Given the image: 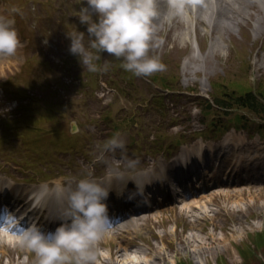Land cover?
Listing matches in <instances>:
<instances>
[{
    "label": "rangeland",
    "instance_id": "rangeland-1",
    "mask_svg": "<svg viewBox=\"0 0 264 264\" xmlns=\"http://www.w3.org/2000/svg\"><path fill=\"white\" fill-rule=\"evenodd\" d=\"M76 2L78 0H69V3L66 0H0V13L10 14L20 20L25 36L31 40L29 56L33 55L30 57L31 62L24 64L25 58L29 57L19 49L16 59L10 65L12 71L0 76V103L7 93L1 83L5 84L4 81L18 71L23 70L22 76L30 71L26 76L28 81L37 87L36 91L20 80H13L21 90L28 89L33 95V105L31 102L28 105L35 110L30 112L46 110L47 104L52 100L56 102L52 115L58 122L70 127L72 119H77L74 115L83 120L81 132L77 137L45 146L39 153H31L30 149L20 143V138H17L29 128L24 130L22 126L20 130L19 124L7 126L4 123L6 119L16 120L20 117L19 110L14 108L15 102L0 104V109H9L0 115V134L4 137L1 142H5L2 144L4 158L15 154L19 159L33 162V167L38 171L42 169L37 173L39 177H55L67 168L69 157L62 151L72 145L76 147L72 159L77 162L73 169L77 173L70 172L71 175L82 172V169L79 170L78 161L92 157L97 159L96 165L92 166L93 171L103 174L110 160L117 156L128 159V162L131 159H143L146 156L143 150L148 145L147 140L153 141L151 134L154 130L156 146L160 143L171 145L173 142L176 144L175 142L188 140L189 135H193L195 131L202 132L209 123L219 130L227 124L228 130L231 129L228 135L234 134L235 138L240 136L246 139L248 146L253 145V136L261 133L260 126L264 127V114L256 115L238 104L228 110L214 108L208 113L196 105V102L201 104V101L194 102V98L199 95L210 99L212 94L230 95L239 93L242 89L246 92L250 89L264 92V19L260 22L255 20L257 14L261 13L258 9L253 13L250 8L240 5L238 7L242 8V13L232 15L228 11L234 8H225L223 5L220 9L223 13L228 12L230 17L216 14L214 18L200 20L188 17L184 7L178 15H171L172 18L168 21L160 20V14V18L155 20L153 39L156 46L150 49V54L156 56L165 67L156 72V80L180 87L182 92L164 94L161 86H151L143 76L127 72L121 67L119 59L114 58L113 54L103 52V60L98 63L102 65L104 59L110 61L103 80L106 82L110 74L118 75L115 78L123 89V94L112 91L110 95L105 96L106 93L100 92V101L95 97V90L98 88L96 80L103 74L83 70L77 57L68 51L70 41L66 32L76 28L86 32V25L80 23L78 16L71 19L75 15L73 7ZM163 2L164 0H161L160 5L158 4L159 13H162L163 8L160 6ZM13 6L19 7L23 14L9 13ZM27 39H24L26 43ZM43 39L49 40L50 47L43 46ZM34 48L36 51L32 52ZM48 58L49 61L45 60ZM39 70L43 73H39ZM75 73H80L76 77L78 84L74 82L72 85V79H68ZM34 76L39 77L38 82ZM41 76L45 78L40 82ZM49 83H60L61 87L55 89L50 87ZM11 91L14 93V90ZM225 91L230 93H223ZM153 93L159 97L164 96L162 100L159 99L162 103L156 105V102L152 101L146 107L147 102H135L141 99L150 100ZM232 96L238 100L237 95ZM10 113L15 116L11 118ZM107 115L112 121L104 119ZM134 116L139 118H135L136 122L132 125L131 119ZM95 118L98 119L97 122L93 121ZM173 118L178 120L174 121ZM128 123L129 127L125 129ZM119 126L120 130H112ZM241 127L246 130L240 129ZM137 130L142 131V134L137 133ZM114 131L125 141V147L123 150L117 149L110 156L104 145L105 140L110 138ZM147 135L151 136L146 137ZM9 141L13 144L7 150ZM35 157L40 161H36ZM8 167L10 166H6V169ZM25 170L10 168L17 177L28 176L24 173ZM233 192L236 195L243 194L242 198L227 201L223 198V193L215 194L217 197H214L216 199L210 206L212 212L207 219H201L203 228L198 229L194 226L196 223L184 218L181 214L183 211H164L157 219H149L148 228H144L139 235L138 244L142 249L136 252L142 255L152 252L155 264H264V184L251 187L243 185ZM214 213L221 214L216 226L210 221ZM174 226L175 234L171 233L175 229ZM150 229L157 234L150 233ZM211 236H214L213 241ZM199 237H204L201 245L198 242ZM161 239L165 245H162ZM143 243L146 244L145 247L142 246ZM24 249L26 251L25 247L22 248ZM11 258L15 260L13 264H19L18 256L14 253L12 257L2 258V264H10L8 261ZM26 259L25 255L20 258V262ZM28 259L32 262L30 264H34L35 253L31 251ZM96 264L102 263L96 261Z\"/></svg>",
    "mask_w": 264,
    "mask_h": 264
},
{
    "label": "clouds",
    "instance_id": "clouds-1",
    "mask_svg": "<svg viewBox=\"0 0 264 264\" xmlns=\"http://www.w3.org/2000/svg\"><path fill=\"white\" fill-rule=\"evenodd\" d=\"M82 5L78 18L86 25V32L76 28L66 32V36L70 41L68 51L77 57L83 70L107 71L109 59H104L102 65L98 63L105 51L136 76H149L164 69L165 65L150 54L156 46L153 37L155 20L160 15L158 0H86V4L83 0ZM168 6L172 15L183 9L182 0H168ZM10 12L23 14L16 6ZM14 24L12 15L0 14V55H14L21 45ZM8 110L0 109V115ZM124 147L119 133L104 145L111 152ZM114 168L109 165L110 171ZM108 195V189L90 173L62 182L57 196L65 211L55 229L46 231L34 223L21 234L20 243L35 253L34 264H96L98 242L111 228ZM135 256L136 253H130L127 264H137Z\"/></svg>",
    "mask_w": 264,
    "mask_h": 264
},
{
    "label": "bare ground",
    "instance_id": "bare-ground-1",
    "mask_svg": "<svg viewBox=\"0 0 264 264\" xmlns=\"http://www.w3.org/2000/svg\"><path fill=\"white\" fill-rule=\"evenodd\" d=\"M197 1H198L197 12L193 11V13H190V16L192 19L200 20L201 18H204V19L210 18L208 16H210V15L214 16V11H216L215 7H217V10H218L223 5H225V8L226 7H230L231 9L234 8L232 11H228V12H231L232 15L233 14L240 15L242 13V8L238 7L240 5H244L248 8H255V6H256V7H258V9L261 13H259L258 17L255 18V20L257 22H260V21H263V19H264V0H197ZM184 3L188 4L186 1H184ZM203 10H205L204 14L202 13ZM207 12H209V13H207ZM227 13H225V11L223 13L222 10H218V14H220V15L229 16ZM212 16H211V18H212ZM213 21H214V19H213ZM228 147L234 149L232 152H229V155L231 153H234L233 159H237L239 157L238 152L240 150L242 151V149H243L242 147H244V145H241L240 143L236 142V144L232 143ZM215 148L216 147L211 146V149H209L212 152L211 154H209L210 152H207V150L205 148H204V150H202V152L200 154V158L204 162H206V161L209 162L211 165L208 168L209 171H208V169H206L207 171H204L201 168L199 169V171L202 175L201 176V182L202 183H205V181H207V178L210 180H213L214 175H210V174H212L215 171H218L219 169L228 168L230 170L231 167L234 166L233 167L234 171H236L237 168L241 169L243 167L242 164L237 165L233 161H231L230 159L224 160V159H218V157H217V159H216V157H213L212 162H211L205 156L212 155L215 152L214 151ZM260 150L264 152L263 148H260ZM241 154H243V153H241ZM190 155L191 156L189 158H192V159L193 158L196 159V157H197V156H192L193 153H190ZM247 157H251V156L249 155ZM262 158H264V156L257 157L256 159H258L257 161H259ZM196 162L197 161H195V163ZM254 162H255L254 159H251L249 161L243 160V163H245L246 168H249ZM223 166H225V167L223 168ZM258 166H260L259 169L264 170V160L261 161L260 165H258ZM154 170H157V168ZM208 172H212V173H208ZM224 175L228 176V173H225ZM121 177H116L112 181L109 180L108 184H109V189L112 192L117 193L119 191H122L121 196L125 197V193H127L128 190L132 191V189H134V187H132V181L130 178H128V177H125V178L122 177L121 178ZM156 178H157V180L159 179V173L158 172H157ZM150 181L153 183L152 180H150ZM155 182H156V180H155ZM157 182H159L161 187H162L161 182L160 181H157ZM1 186L2 185H0V189H1ZM56 186H57V191L59 192L60 183H57ZM30 188L31 187L18 188V189H20L22 191L25 190L26 192H28V191H30L29 190ZM146 192L147 191H144V189L142 188V193L144 194ZM219 193H223V195H224L223 198L227 201H236L235 199L242 198V196H243V194L236 195L235 192L231 191L230 189L217 190L215 192L212 191V192L208 193L207 195L202 196L198 199H193V200H190L189 202H184L181 205V208L183 210L182 214L184 216H186L184 218H188V220L192 221L193 223H196L194 226L197 227L198 229L203 228L204 224H201V219H204V217H206V219H207L209 217V213L212 212L210 206L213 205V200L216 199L214 197H217V196H215V194H219ZM54 196H55V192L51 190V192L49 193V197L52 198ZM256 197H258V196H256ZM0 198H2V197L0 196ZM143 198L145 199V196H143ZM115 201H117V199ZM39 202L41 204H45V205H48L50 207L49 217H51V218H54L55 210L58 209L60 206H63L60 199L49 201V200L44 198V199H40ZM122 204L124 205L125 202H123ZM220 215L221 214H219V213H214V215H212V218L210 217V221H212L215 226H216V223H219ZM30 218H32V217H30ZM153 218L157 219V214H154ZM143 220H145V219H143ZM221 220H222V218H221ZM132 225H134V222H131L130 225H126L127 232L122 233V234H126L123 237L117 233L106 234V236L104 237V242L105 243L114 242L115 245L117 246V249L115 251H112V252L109 250L103 251L101 257H99L100 260H102V261L105 260L104 255H108V256L111 255V256H114V258H115V259L114 258L111 259L113 261V264H127L128 259H129V254L134 252V253H136L135 259H136L137 264H155L154 260L152 259L154 256L152 254V252L145 253L144 255H142L141 253H138V252L132 250V248H130V246L134 243L135 238L137 237V232L140 230V227H142L140 225H137V227H135V225H134L135 228H131ZM174 228H175V226L173 227V229ZM174 231H175V229L172 230L171 233H173ZM161 237H164V236H161ZM199 238H200V240H198V242L201 245L204 241V237H199ZM210 239L213 241L214 236H211ZM194 240L196 241V237L194 238ZM4 241H5V238L0 237V253H6V249H5L6 248V242H4ZM10 241H11V243L17 244V241L15 240V238L14 239L11 238L9 240V244H10ZM161 241H162V245H163L164 242H163V240H161ZM158 257H159V255L156 256V258H158ZM0 262H1V260H0ZM20 264H25V263L23 261V262H20Z\"/></svg>",
    "mask_w": 264,
    "mask_h": 264
}]
</instances>
